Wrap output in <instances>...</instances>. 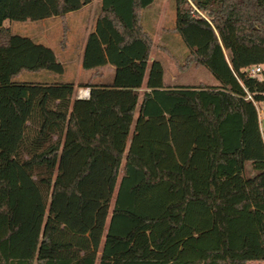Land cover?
<instances>
[{
	"label": "trees",
	"instance_id": "trees-1",
	"mask_svg": "<svg viewBox=\"0 0 264 264\" xmlns=\"http://www.w3.org/2000/svg\"><path fill=\"white\" fill-rule=\"evenodd\" d=\"M92 1L0 0V264H264V0H189L201 15L173 1L186 51L168 54L211 85H165L144 25L154 0H100L77 85L4 26ZM12 162L36 188L25 204Z\"/></svg>",
	"mask_w": 264,
	"mask_h": 264
},
{
	"label": "rangeland",
	"instance_id": "rangeland-1",
	"mask_svg": "<svg viewBox=\"0 0 264 264\" xmlns=\"http://www.w3.org/2000/svg\"><path fill=\"white\" fill-rule=\"evenodd\" d=\"M174 0H154L153 4L144 11V25L153 38V48L151 51V59L160 61L164 68V83L165 85H198V84H217L212 75L203 67H190L186 70H179L173 59L169 56V52L176 55L181 61L182 54L186 51L181 39L172 32L175 22V10L173 7ZM99 6V0H93L90 4L80 11H75L66 14L64 19L50 18L46 22L42 21H8L4 22V26L9 27L13 34L29 37L36 42H40L50 47L54 53H59L62 46L68 44L81 45L86 36L88 27L91 28ZM45 25V26H43ZM85 28V29H84ZM166 49V50H165ZM62 53V52H61ZM72 66L73 75L77 71L76 61L73 58L70 63ZM85 73L89 70L79 68ZM51 77L57 76L50 72ZM109 74L107 68L102 69V77ZM41 74L23 73L19 77L21 80H35ZM46 75V74H45ZM68 76L70 77L69 73ZM74 76H72L73 78ZM62 80H67L65 74L60 75ZM87 78L82 74L79 81ZM85 90L83 87L75 88L74 97H78L80 91ZM258 115L260 120V129L264 135V104H258ZM247 174L251 175L250 167H247ZM11 182L21 195V202L26 203L27 199L36 194L32 178L27 177L18 164H11ZM45 213L44 211L42 212ZM262 264V263H248Z\"/></svg>",
	"mask_w": 264,
	"mask_h": 264
},
{
	"label": "crops",
	"instance_id": "crops-1",
	"mask_svg": "<svg viewBox=\"0 0 264 264\" xmlns=\"http://www.w3.org/2000/svg\"><path fill=\"white\" fill-rule=\"evenodd\" d=\"M99 2H100V0H99ZM85 7H86V5L83 6L81 9H79L77 11H80V10L84 9ZM70 13H72V12H70ZM70 13H68V14H70ZM52 18H55V17H51V19ZM49 19L50 18H47V19H43L41 21L42 22H46ZM95 25H96V15H95V18H94L93 25L91 26V28L88 27L89 30L86 31V36L83 39V42H81V45H79V46H75V44H68L66 46L64 45L60 49L59 53H55V56H56L57 60L59 62H61L63 64V66H64V72H63V74H65V77L67 78V80H73L74 83H75V85H77L80 82H84L86 79H88L89 76H90V74H91V72H92L91 70H89V73H85L84 71H82L79 68L81 67V58H82V52H83V48H84V44H85V39H86L88 33L91 32L92 30H94ZM43 26H45V25H43ZM73 58L75 59L76 66L78 67L77 71L75 72V75H73L72 66L70 64L72 62V59ZM103 68H107L109 70V74L106 75L105 77L104 76L103 77L102 76L96 77L93 80L94 82H101V81L107 80L108 78L111 77L112 72H113V67L112 66H105ZM68 73H69L70 77L68 76ZM82 74H85V76H87V78L85 80H83V81H79V78H80V76ZM72 76H74V77L72 78ZM83 88L85 90H88V88H86V87H83ZM79 98H81V96Z\"/></svg>",
	"mask_w": 264,
	"mask_h": 264
},
{
	"label": "built area",
	"instance_id": "built-area-1",
	"mask_svg": "<svg viewBox=\"0 0 264 264\" xmlns=\"http://www.w3.org/2000/svg\"><path fill=\"white\" fill-rule=\"evenodd\" d=\"M189 3L191 4L190 1H189ZM191 6H192V11L191 12H193V13L196 12L197 14H200L201 15V13L192 4H191ZM260 71H261V66L260 65L259 66H255V67H253L251 69L250 74L252 76L257 77L258 79L261 80ZM78 96L79 97L81 96V98H87L88 97V90H82V91H80V93H79Z\"/></svg>",
	"mask_w": 264,
	"mask_h": 264
}]
</instances>
